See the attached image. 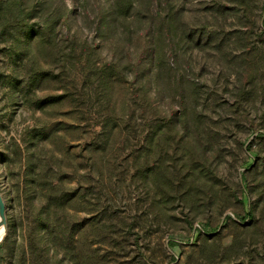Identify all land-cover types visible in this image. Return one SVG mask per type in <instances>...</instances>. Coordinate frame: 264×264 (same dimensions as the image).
<instances>
[{"label":"rangeland","instance_id":"obj_1","mask_svg":"<svg viewBox=\"0 0 264 264\" xmlns=\"http://www.w3.org/2000/svg\"><path fill=\"white\" fill-rule=\"evenodd\" d=\"M112 1L0 0V264H264V0Z\"/></svg>","mask_w":264,"mask_h":264},{"label":"trees","instance_id":"obj_2","mask_svg":"<svg viewBox=\"0 0 264 264\" xmlns=\"http://www.w3.org/2000/svg\"><path fill=\"white\" fill-rule=\"evenodd\" d=\"M133 4L132 2H127L125 3L122 0H114L109 4V12L110 14H113V16H127L128 11L130 8H132ZM148 53L150 52L149 50L147 51ZM36 176V175H35ZM36 182V180H35ZM5 241H9L8 240V236L5 237ZM39 244V241L37 239L36 236H32V235H25V237L23 236L21 239V243L19 245H16L13 243V245L11 243H9L8 245V253H12V250L15 249L17 246L20 249H26V247H35ZM11 263V262H10Z\"/></svg>","mask_w":264,"mask_h":264},{"label":"water","instance_id":"obj_3","mask_svg":"<svg viewBox=\"0 0 264 264\" xmlns=\"http://www.w3.org/2000/svg\"><path fill=\"white\" fill-rule=\"evenodd\" d=\"M5 222H6V219H5V213H4V202H3V198L0 192V226L1 225L4 226Z\"/></svg>","mask_w":264,"mask_h":264},{"label":"bare ground","instance_id":"obj_4","mask_svg":"<svg viewBox=\"0 0 264 264\" xmlns=\"http://www.w3.org/2000/svg\"><path fill=\"white\" fill-rule=\"evenodd\" d=\"M4 232H5V228L3 225L0 226V241L3 239L4 237Z\"/></svg>","mask_w":264,"mask_h":264}]
</instances>
